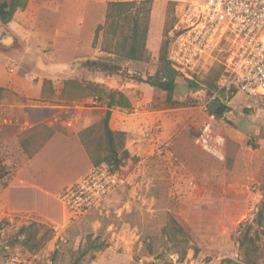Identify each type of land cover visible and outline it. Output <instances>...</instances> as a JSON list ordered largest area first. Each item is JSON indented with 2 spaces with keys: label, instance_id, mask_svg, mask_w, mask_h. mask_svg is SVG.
I'll return each instance as SVG.
<instances>
[{
  "label": "rangeland",
  "instance_id": "obj_1",
  "mask_svg": "<svg viewBox=\"0 0 264 264\" xmlns=\"http://www.w3.org/2000/svg\"><path fill=\"white\" fill-rule=\"evenodd\" d=\"M143 2L151 8L150 59L126 65L130 74L152 75L159 66L162 43L167 39L172 44L171 30L165 31L175 12L167 0H142L137 4ZM91 10L96 17H103L99 6L93 5ZM104 21L105 16L101 22L77 24L75 32L65 29L56 39L54 35V39L48 37L53 34V23L25 24L31 34H39L28 53L37 61L34 72L41 73L50 64L53 68L67 64L65 71L51 77L56 96L43 101L26 81L18 90L6 87V81L0 82V264H43L56 248L59 263L68 264L72 252L84 246L88 234L92 238L99 235L105 240V248L84 264H146L161 252L164 256L159 264H228L227 258L243 263L240 235L249 224H253L252 232L256 229L254 218L264 202V118L259 111L260 99L241 92L236 96L220 95L231 110L217 113L209 102L212 87L206 81L211 73L206 71L197 74V88L188 87L181 73L180 85L170 99L165 91L130 75L90 71L84 62L102 54L92 42L97 26ZM5 25L7 22L0 18V27ZM4 32L13 31L7 28ZM37 44L45 56L51 54L54 63L34 56ZM4 52L7 50L0 45V54ZM10 57L6 67L16 68L17 61L11 63L14 56ZM4 72L13 71H0V76ZM21 72L23 77L33 73L26 63ZM71 78L120 90L133 106L114 107L109 122L112 129L127 132L126 148L134 156L115 170L122 185L103 207L82 215L67 211L60 196L96 167L80 132L99 122L102 112L92 97L73 101L59 97L64 82ZM220 109L225 110L222 106ZM4 110L9 116L55 128V132L36 154L29 156L20 143L26 130L4 125ZM212 113L215 129L227 139V162L196 143ZM68 120L72 125L67 124ZM169 215L190 236L191 247L184 261H179V255L170 249L172 242L163 234ZM32 222L43 225L41 232L52 228L53 238L36 254L21 244L10 246L19 229ZM149 244L155 255L149 253Z\"/></svg>",
  "mask_w": 264,
  "mask_h": 264
},
{
  "label": "trees",
  "instance_id": "obj_2",
  "mask_svg": "<svg viewBox=\"0 0 264 264\" xmlns=\"http://www.w3.org/2000/svg\"><path fill=\"white\" fill-rule=\"evenodd\" d=\"M169 3L172 5V12H175V2L170 1ZM27 5V0H7L8 12L1 15L0 18L8 23L18 8L25 9ZM150 11L151 8L144 2L139 5L136 1H109L105 21L97 26L92 42V47L98 48L102 54L94 59L86 60L84 66L90 71L101 72L104 75H130L134 80L148 83L165 91L170 99L180 85L179 78L181 76L169 58L171 40L166 39L162 43L158 55L159 66L154 74L144 75L138 72L130 74L126 65L129 62H146L150 59L148 53V37L152 26ZM175 21L176 17L174 16L172 24L165 31L166 33L173 28ZM223 72L224 66L219 63L206 70V73H211L210 78L206 81L212 87L210 99L218 88L217 84ZM197 74L192 79L186 77L188 87H198L196 78L199 75ZM56 95L52 79L45 78L41 98L44 101ZM221 95H226L225 90L221 92ZM59 97L69 101L92 97L97 103L96 105L101 106L102 116L99 122L80 132L81 140L95 166L106 163L115 171L134 158L126 148L127 132L114 130L109 125L114 107L133 108L131 100L124 92L110 89L96 82H80L78 79L71 78L64 82ZM215 104H218V112L224 113L226 110H231L221 101L220 97H216L211 106L213 107ZM221 106L225 110L220 109ZM25 130L20 138V143L29 156L36 154L55 132V128L44 124H35ZM225 161H228V152ZM254 223L256 229L252 232L253 224H249L239 238L243 263L227 258L225 261L228 264H260V261L264 259V202L256 213ZM42 227L43 225L38 222L23 225L17 236L10 241V246L21 244L36 254L54 236L52 228L41 232ZM163 234L168 242H172L170 249L179 255V261H184L188 249L191 247L190 236L173 215H169L168 222L163 228ZM100 239L99 235L92 238V235L88 234L84 246L72 252L73 257L68 264H84L85 261L94 260L96 252L105 248V240ZM147 249L151 255H155L152 245L149 244ZM58 252L59 250L56 248L50 260L43 264H60ZM163 256L164 252H161L155 255V260L148 261L146 264H159Z\"/></svg>",
  "mask_w": 264,
  "mask_h": 264
},
{
  "label": "built area",
  "instance_id": "obj_3",
  "mask_svg": "<svg viewBox=\"0 0 264 264\" xmlns=\"http://www.w3.org/2000/svg\"><path fill=\"white\" fill-rule=\"evenodd\" d=\"M167 1L175 2L169 53L174 68L192 79L196 73L222 64L224 72L210 104L223 90L226 96L241 92L260 99L259 111L264 118V0ZM12 121L4 110L3 122ZM23 123V129L31 127ZM67 124L72 125V121ZM196 143L216 159L226 160L227 139L215 129V113L203 124ZM122 182L119 173L103 163L69 186L60 201L67 211L86 214L103 207Z\"/></svg>",
  "mask_w": 264,
  "mask_h": 264
},
{
  "label": "crops",
  "instance_id": "obj_4",
  "mask_svg": "<svg viewBox=\"0 0 264 264\" xmlns=\"http://www.w3.org/2000/svg\"><path fill=\"white\" fill-rule=\"evenodd\" d=\"M28 5L25 9H18L15 11L12 19L7 23V25L0 27V45L7 50V52L1 53V60H0V71H9L12 70L13 72L5 73L0 76V82L6 81V87H13L14 89L18 90L20 84L24 83L25 81L29 84L33 85L36 89V94L41 95L43 81L45 78H51L54 74L63 72L67 68V64L64 68L62 67H51V64L48 65L39 72H34L37 67V61L28 56L30 44L33 39H39V34H31L29 29H27L26 23H38V22H48L53 23L55 26L52 28L53 34H47L48 37L55 39L58 38L62 31L65 29L71 30L73 32L76 31L77 24H84V23H95L101 22L103 17L106 15V9L108 6L109 0H27ZM93 5L99 6L101 10H103V17L102 14L100 17H96L91 8ZM105 14V15H104ZM44 18V19H43ZM43 19V21H42ZM7 28H10L13 32L5 33ZM33 31V30H31ZM58 33V34H56ZM38 47L34 52V56L37 58L42 57L44 61L47 63H54L55 60L52 59L51 54H47L45 56L44 53L40 48V44H37ZM11 55L14 56L11 63L16 60V68H7V62L12 58ZM30 64L33 73L31 77L34 80H31V77H23L21 74L24 65ZM5 78H4V77ZM7 77V79H6ZM35 84V85H34ZM237 95V94H236ZM235 95V96H236ZM12 117V116H10ZM3 120V118H2ZM14 122H9L8 124L4 125L16 128L21 127L22 123H30L31 126L35 125L30 120L21 117H12ZM23 123V124H24Z\"/></svg>",
  "mask_w": 264,
  "mask_h": 264
},
{
  "label": "water",
  "instance_id": "obj_5",
  "mask_svg": "<svg viewBox=\"0 0 264 264\" xmlns=\"http://www.w3.org/2000/svg\"><path fill=\"white\" fill-rule=\"evenodd\" d=\"M7 12H8V9H7V2L5 1V2L0 3V15H4V14H6ZM215 105H216V108L214 107V105H213L212 108H214L213 110H214L215 112H218V104H215Z\"/></svg>",
  "mask_w": 264,
  "mask_h": 264
}]
</instances>
